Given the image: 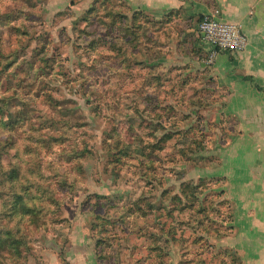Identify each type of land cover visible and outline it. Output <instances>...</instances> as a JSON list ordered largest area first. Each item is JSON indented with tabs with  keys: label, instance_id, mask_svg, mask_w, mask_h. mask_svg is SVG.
<instances>
[{
	"label": "rangeland",
	"instance_id": "1",
	"mask_svg": "<svg viewBox=\"0 0 264 264\" xmlns=\"http://www.w3.org/2000/svg\"><path fill=\"white\" fill-rule=\"evenodd\" d=\"M194 28L126 0H0L4 173L49 210L0 213L20 262L264 264V114Z\"/></svg>",
	"mask_w": 264,
	"mask_h": 264
},
{
	"label": "crops",
	"instance_id": "2",
	"mask_svg": "<svg viewBox=\"0 0 264 264\" xmlns=\"http://www.w3.org/2000/svg\"><path fill=\"white\" fill-rule=\"evenodd\" d=\"M139 6L152 17L175 13L181 20L197 22L218 11L221 22L237 26L246 38L244 50L238 54L220 53L213 66V76L228 80L231 96L239 92L244 109L264 114V1L260 0H126ZM198 49L207 56L206 48L198 38ZM233 91V92H232ZM248 92L247 94H245ZM247 95V96H246ZM262 95V96H261ZM230 96V97H231ZM237 96V97H238ZM258 100L260 102L258 103ZM256 104L257 106H247ZM256 109V110H255ZM254 112V113H255Z\"/></svg>",
	"mask_w": 264,
	"mask_h": 264
},
{
	"label": "trees",
	"instance_id": "3",
	"mask_svg": "<svg viewBox=\"0 0 264 264\" xmlns=\"http://www.w3.org/2000/svg\"><path fill=\"white\" fill-rule=\"evenodd\" d=\"M2 116V114L0 113ZM8 122L0 118V125L7 126ZM0 149H6L7 144H1ZM10 164H4L0 154V213H5V216L11 218L24 219V216H29L30 221L40 222L49 213L48 209H43V206L36 207V203H32L34 199L38 200L39 196L35 197V194L31 192H18L17 178L21 174L20 169L17 167H11L13 171L4 173L6 166ZM7 183V184H6ZM9 185V186H8ZM8 186V193L5 194V189ZM27 191V190H26ZM38 198V199H37ZM49 201H52L51 197H48ZM34 204V205H32ZM44 204V203H42ZM41 204V205H42ZM46 208V206H45ZM3 215V214H1ZM3 220L0 216V220ZM3 226L0 224V264H23L20 262L22 254L24 252V240L22 237H16L15 234L8 231H4ZM9 257L11 263H4L3 259Z\"/></svg>",
	"mask_w": 264,
	"mask_h": 264
},
{
	"label": "built area",
	"instance_id": "4",
	"mask_svg": "<svg viewBox=\"0 0 264 264\" xmlns=\"http://www.w3.org/2000/svg\"><path fill=\"white\" fill-rule=\"evenodd\" d=\"M264 1V0H260ZM218 11L202 17L197 24L199 40L207 49V64L214 63L220 53L238 54L246 46V38L237 26L221 22Z\"/></svg>",
	"mask_w": 264,
	"mask_h": 264
}]
</instances>
